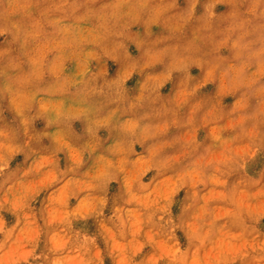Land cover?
Returning <instances> with one entry per match:
<instances>
[{"label": "clouds", "instance_id": "clouds-1", "mask_svg": "<svg viewBox=\"0 0 264 264\" xmlns=\"http://www.w3.org/2000/svg\"><path fill=\"white\" fill-rule=\"evenodd\" d=\"M0 264H264V0H0Z\"/></svg>", "mask_w": 264, "mask_h": 264}]
</instances>
